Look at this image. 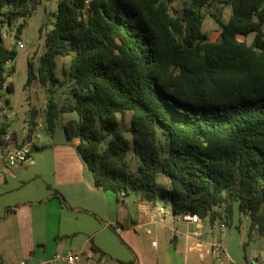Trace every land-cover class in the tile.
<instances>
[{
  "label": "trees",
  "instance_id": "16d2710c",
  "mask_svg": "<svg viewBox=\"0 0 264 264\" xmlns=\"http://www.w3.org/2000/svg\"><path fill=\"white\" fill-rule=\"evenodd\" d=\"M39 2L0 0L7 92L4 64L15 51L3 33L18 36ZM207 15L218 27L214 41L202 30ZM263 27L264 0H58L36 64L27 60L25 85L43 89L47 134L58 124L77 140L94 187L118 201L160 198L174 216L211 223L229 219L236 205L252 238L264 233ZM57 56L69 57L61 76ZM37 117L30 108L28 132ZM50 196L69 207L59 192Z\"/></svg>",
  "mask_w": 264,
  "mask_h": 264
},
{
  "label": "crops",
  "instance_id": "0c3cea01",
  "mask_svg": "<svg viewBox=\"0 0 264 264\" xmlns=\"http://www.w3.org/2000/svg\"><path fill=\"white\" fill-rule=\"evenodd\" d=\"M25 134L24 129L18 139ZM70 142L42 151L43 144H36L29 160L12 168L5 169L0 158V249L16 251L11 264L59 263L52 256L70 252L92 253L85 264H243L238 243L218 237V232L225 237L233 213L229 219L193 223L172 215L168 205L165 215L152 219L163 201L150 203L138 195L118 201L94 187L75 151L77 140ZM53 191L69 207L50 196ZM246 264L261 263L250 255Z\"/></svg>",
  "mask_w": 264,
  "mask_h": 264
},
{
  "label": "rangeland",
  "instance_id": "374dc122",
  "mask_svg": "<svg viewBox=\"0 0 264 264\" xmlns=\"http://www.w3.org/2000/svg\"><path fill=\"white\" fill-rule=\"evenodd\" d=\"M58 0H40L36 5L32 14L27 18L26 25L23 30L15 36L14 29H11V33H3L2 44L8 49H14L15 55L12 59V69L7 73H3L4 84H10L12 90L7 92L4 87H0V109L7 108L15 113V118L11 124V130L15 131L18 136L24 133L26 127V118L30 111V108L36 109L38 112L37 123H40V139L37 142L40 147L43 144L42 149L51 147V137L46 132V126L43 116V109L45 106V94L37 81H33L30 85L26 86L27 80V60H32L34 64L37 62V58L43 50L45 32L52 27L54 21V12L57 8ZM228 9L223 13V19L225 20L228 15ZM43 26V31L40 32V27ZM264 28V27H263ZM202 30L207 34L211 41L216 40L219 31L216 23L208 15L204 18L202 24ZM254 37V33H249L245 40L250 42ZM240 40L244 38L239 36ZM17 41H20L23 47H18ZM56 73L61 76V69L67 68L69 63V57L57 56L56 57ZM7 100V103L5 101ZM69 118H76L75 113L63 114L61 121L65 122ZM130 114L126 113L124 117V126L129 125ZM73 142V141H72ZM132 167L134 164L132 163ZM86 174L91 178V174L85 169ZM157 180H167V178L160 172L157 173ZM133 194L126 196L125 198H133ZM156 201L162 202V199L157 198ZM165 204V202H163ZM166 207L168 204L166 203ZM231 224H228L223 235L218 232V237L222 239V242L238 243L240 258L243 264L246 261H250V255H254L258 258L261 264H264V233H256L252 238H248L247 231L249 225V216L239 214L237 206L234 209L231 217ZM3 254L5 257H1ZM16 259V251L12 248L0 249V264H11ZM53 264H66L64 262Z\"/></svg>",
  "mask_w": 264,
  "mask_h": 264
},
{
  "label": "built area",
  "instance_id": "2783aa9c",
  "mask_svg": "<svg viewBox=\"0 0 264 264\" xmlns=\"http://www.w3.org/2000/svg\"><path fill=\"white\" fill-rule=\"evenodd\" d=\"M88 0H85L87 3ZM18 47H23L20 41H17ZM12 69V59H7L4 64V73L11 71ZM15 113L7 108L0 109V158L3 159V166L5 169L12 168L17 165L27 162L30 158L34 146L40 139V123H37L33 128L32 132H28V125L26 123L25 136L18 139V136L10 128V123L15 118ZM168 207L157 206L151 212L152 219H157L160 215H165L167 213ZM181 219L188 222H198L200 220L197 214L181 213ZM220 228L224 229L225 224L220 223ZM196 233L194 232V235ZM216 249H220V245L216 244ZM84 257L87 259L93 258V254L89 253L83 256L79 253H55L51 261L64 262L66 264H85ZM19 264H28L26 261L22 260ZM33 264H43V262H35Z\"/></svg>",
  "mask_w": 264,
  "mask_h": 264
},
{
  "label": "water",
  "instance_id": "95a60500",
  "mask_svg": "<svg viewBox=\"0 0 264 264\" xmlns=\"http://www.w3.org/2000/svg\"><path fill=\"white\" fill-rule=\"evenodd\" d=\"M71 140L68 138L64 127L56 124L51 136V142L55 144L69 143Z\"/></svg>",
  "mask_w": 264,
  "mask_h": 264
}]
</instances>
